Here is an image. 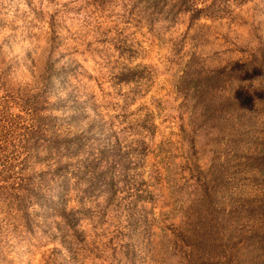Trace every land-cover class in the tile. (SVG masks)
<instances>
[{
    "label": "rangeland",
    "instance_id": "374dc122",
    "mask_svg": "<svg viewBox=\"0 0 264 264\" xmlns=\"http://www.w3.org/2000/svg\"><path fill=\"white\" fill-rule=\"evenodd\" d=\"M263 143L264 0H0V264H264Z\"/></svg>",
    "mask_w": 264,
    "mask_h": 264
},
{
    "label": "trees",
    "instance_id": "16d2710c",
    "mask_svg": "<svg viewBox=\"0 0 264 264\" xmlns=\"http://www.w3.org/2000/svg\"><path fill=\"white\" fill-rule=\"evenodd\" d=\"M246 121V120H245ZM244 121V122H245ZM245 123H247V124H249V125H252V122H250V121H246ZM236 144L237 145H239V143H237V138H236ZM261 153H263V155H262V157L264 156V143L261 145ZM262 165V166H261ZM260 167L258 168V170L259 169H261V172H263L264 173V165L263 164H261V162H260V165H259Z\"/></svg>",
    "mask_w": 264,
    "mask_h": 264
}]
</instances>
